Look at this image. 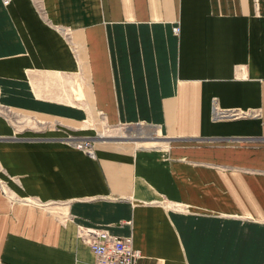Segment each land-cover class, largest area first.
<instances>
[{
    "label": "crops",
    "instance_id": "crops-1",
    "mask_svg": "<svg viewBox=\"0 0 264 264\" xmlns=\"http://www.w3.org/2000/svg\"><path fill=\"white\" fill-rule=\"evenodd\" d=\"M0 106V264H264V0H0Z\"/></svg>",
    "mask_w": 264,
    "mask_h": 264
},
{
    "label": "built area",
    "instance_id": "built-area-1",
    "mask_svg": "<svg viewBox=\"0 0 264 264\" xmlns=\"http://www.w3.org/2000/svg\"><path fill=\"white\" fill-rule=\"evenodd\" d=\"M7 2L8 0H4L5 4ZM173 32L175 34H178L179 27H174ZM245 116L248 115L239 111H226L219 109L216 105V101H214V99L212 101V118L214 120H231ZM253 116H257V114H253ZM64 141L67 144L73 146L75 149L82 151L90 158H95L96 148L95 141L93 139H80L74 136H67ZM2 189L4 193H7L6 186H3ZM12 198L14 199L15 197ZM23 200L24 201H17H20L26 205H33L44 209H49L51 206L58 205H51V203H44L36 199ZM58 219L62 223H66L72 220L68 212L65 211H58ZM76 234L81 241L89 246L95 258L94 264H136L137 261L141 258L140 251L134 249L133 247V240L131 236L122 237L111 235L104 229L82 225L76 226Z\"/></svg>",
    "mask_w": 264,
    "mask_h": 264
},
{
    "label": "rangeland",
    "instance_id": "rangeland-1",
    "mask_svg": "<svg viewBox=\"0 0 264 264\" xmlns=\"http://www.w3.org/2000/svg\"><path fill=\"white\" fill-rule=\"evenodd\" d=\"M11 110V109H10ZM12 111H14V110H12ZM0 114H6V112H5V110L4 109H2L1 107H0ZM14 112H16V114L17 113H21V114H23V115H28V116H31V117H36V118H38L39 120H45L44 118H41V117H38V116H36V115H32V114H27V113H22V112H18V111H14ZM7 114H9V113H7ZM10 115V114H9ZM19 114H17V116H18ZM6 117V116H5ZM22 117V116H21ZM7 118V117H6ZM8 119V118H7ZM9 120V119H8ZM10 121V120H9ZM19 121L22 123V121H21V119H19ZM16 122V123H18V124H14L13 122H11L12 124H14L15 126H17L18 128H26V127H30V128H36V127H34V125H26V124H20V122ZM87 126H91V127H95L96 128V130H97V132H98V135L97 136H100V135H104V136H111V137H116V136H118V134L116 133V131H112V128H110V127H108L107 125H106V123L104 122V121H100V120H97V122L96 123H93V122H88V124H87ZM45 128V127H44ZM36 129H38V128H36ZM42 129V128H41ZM137 130V127H133L132 129H131V132H133V131H136ZM146 131H148L147 129H145ZM125 132V131H124ZM125 134H127L126 132H125ZM70 136V135H69ZM96 136V137H97ZM165 204V203H164ZM162 205V204H161ZM181 210H183V211H187V209H186V207L185 206H182V209Z\"/></svg>",
    "mask_w": 264,
    "mask_h": 264
},
{
    "label": "bare ground",
    "instance_id": "bare-ground-1",
    "mask_svg": "<svg viewBox=\"0 0 264 264\" xmlns=\"http://www.w3.org/2000/svg\"><path fill=\"white\" fill-rule=\"evenodd\" d=\"M21 121H22V123L20 122V124H26V125H34V127H36V128H38V129H41V128H44V127H46L48 124H45V123H40V122H38L36 119H33V118H29V119H27V118H21ZM101 139H104V138H106L107 136H104V135H100L99 136ZM8 195H10V194H8ZM88 246V245H87Z\"/></svg>",
    "mask_w": 264,
    "mask_h": 264
},
{
    "label": "water",
    "instance_id": "water-1",
    "mask_svg": "<svg viewBox=\"0 0 264 264\" xmlns=\"http://www.w3.org/2000/svg\"><path fill=\"white\" fill-rule=\"evenodd\" d=\"M100 137H95L93 140L95 141V140H98Z\"/></svg>",
    "mask_w": 264,
    "mask_h": 264
}]
</instances>
